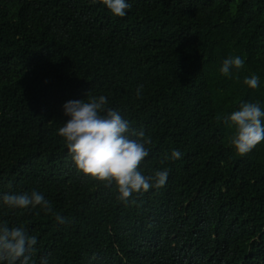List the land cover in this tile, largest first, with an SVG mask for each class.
<instances>
[{
	"label": "trees",
	"instance_id": "16d2710c",
	"mask_svg": "<svg viewBox=\"0 0 264 264\" xmlns=\"http://www.w3.org/2000/svg\"><path fill=\"white\" fill-rule=\"evenodd\" d=\"M126 2L0 0V227L36 238L29 264H264V141L238 154L227 119L264 111V0ZM101 95L151 139L139 171L162 187L121 201L77 170L63 105ZM33 191L51 212L3 204Z\"/></svg>",
	"mask_w": 264,
	"mask_h": 264
},
{
	"label": "clouds",
	"instance_id": "9594fccd",
	"mask_svg": "<svg viewBox=\"0 0 264 264\" xmlns=\"http://www.w3.org/2000/svg\"><path fill=\"white\" fill-rule=\"evenodd\" d=\"M96 2V0H93ZM115 16L123 17L131 7L126 0H100ZM244 60L240 56L229 57L223 61L220 72L227 76L234 67L240 69ZM249 88H257L259 79L253 75L243 81ZM139 89L137 95H139ZM108 100L105 96L91 97L89 100L68 101L63 105L64 114L70 119L58 129L64 138L69 155L77 170L91 179L107 184L115 182L121 201H127L133 193L147 192L155 187H162L168 172L155 171L151 176H144L140 165L149 155L145 146L151 139L143 131L131 128L130 122L118 111L105 108ZM264 111L256 103H244L238 111L227 119L235 125V134L231 144L240 155L247 154L264 141ZM130 137H136L132 139ZM181 153L174 150L172 159H179ZM3 204L11 209H25L29 206H41L48 213L51 205L42 194H5ZM58 222L64 219L56 216ZM37 243L34 236H29L23 228L0 227V261L7 264H29L30 253Z\"/></svg>",
	"mask_w": 264,
	"mask_h": 264
}]
</instances>
